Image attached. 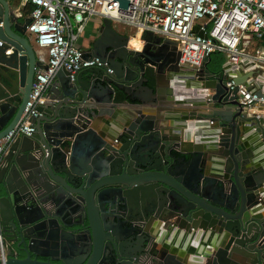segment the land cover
Segmentation results:
<instances>
[{
	"label": "water",
	"instance_id": "95a60500",
	"mask_svg": "<svg viewBox=\"0 0 264 264\" xmlns=\"http://www.w3.org/2000/svg\"><path fill=\"white\" fill-rule=\"evenodd\" d=\"M14 8L0 0V138L46 67ZM142 37L130 48L103 18L88 52L108 65L61 68L31 135L0 155V264H264V116L237 93L249 76L212 71L211 55L186 67L177 41Z\"/></svg>",
	"mask_w": 264,
	"mask_h": 264
},
{
	"label": "built area",
	"instance_id": "2783aa9c",
	"mask_svg": "<svg viewBox=\"0 0 264 264\" xmlns=\"http://www.w3.org/2000/svg\"><path fill=\"white\" fill-rule=\"evenodd\" d=\"M128 1L127 6H122L120 0H18L14 13L21 18L31 17L27 34L36 46L45 50L46 58L40 54L39 57L46 67L36 69L32 91L19 121L0 138V155L17 136L31 135L32 118L39 114L37 107L48 101V89L61 68L67 69L74 79L84 67L108 65L79 43L87 24L95 16L101 21L109 18L133 27L134 33L129 34V47L133 49L136 48L130 45L131 39L139 37L143 46L142 36L146 31L177 41L180 64L189 68H199L204 57L217 51L224 54L225 62L234 65L248 60L258 70L260 82L239 83L240 102L250 109L256 104L264 105V94L259 96L253 91L256 85L264 93V51L251 47L253 39L264 36V0ZM235 85L229 78L228 86L234 88ZM6 249L0 215V255L3 258L7 255Z\"/></svg>",
	"mask_w": 264,
	"mask_h": 264
},
{
	"label": "crops",
	"instance_id": "0c3cea01",
	"mask_svg": "<svg viewBox=\"0 0 264 264\" xmlns=\"http://www.w3.org/2000/svg\"><path fill=\"white\" fill-rule=\"evenodd\" d=\"M13 4L14 5L16 4L15 6H17L18 5V0H14ZM25 17H28V15H24V17H22V18H25ZM98 19H99V21L97 23V26H96L93 18L89 21V23L86 26L85 32H84L83 36L81 37V39L79 41L81 47H83V49L86 50V51H88V49L90 48V46H91L92 42L94 41V39L99 35V28L101 26V22L102 21L100 20V18H98ZM255 40L257 41V43L256 42H251V47L253 49H256L257 47H259L260 49H262V51H264V36L261 39H255ZM35 48H36L38 54H40V56H42L43 58H46V52H45V50L43 48H40L39 46H36V44H35ZM240 62L238 63V66H240V67L236 69L237 71H234L233 70L234 66L233 67L231 66V67L226 68L225 72L227 73L228 71H230V72L237 73L238 75H241V76H244V77L249 76V78L247 77L246 80L250 81V83H252L253 81H256V82L259 83L260 82V79H259L260 76H259V74L257 75L256 72H258V70L254 69V64L250 63L248 60H243L242 61L243 62L242 65L240 64ZM44 63H45V61H44ZM174 110H175V113H178L180 115H185V114H187V112L189 110H191V107L190 106H185L183 104H175L174 105ZM121 111H128V109L126 107H123V108H121ZM202 111H207V109H199L198 110L199 113L202 112ZM253 112L258 113V114H262L264 116V105H259V104L254 105L253 107H251L249 113H253ZM145 113L153 114L154 112L147 111ZM95 119H93V122H97V124H98V126H99V128L101 130L104 129V127L107 124L105 119H107V118L106 117H102L101 119H97V120H95ZM168 122L170 123L171 120H168ZM208 130H210V129L209 128H205L203 131H208ZM247 133H249L248 130H247L246 134ZM198 134L199 133H197V135ZM201 137H202V135H201ZM205 138H208V136H206ZM192 143H195V139L192 140ZM177 237H178V235H173L170 240H172V241L175 240L174 242H178V238ZM197 242H198V239L193 244L192 239L190 240L188 238L186 240V242H185V245H186L185 248L187 249L188 245H197Z\"/></svg>",
	"mask_w": 264,
	"mask_h": 264
},
{
	"label": "trees",
	"instance_id": "16d2710c",
	"mask_svg": "<svg viewBox=\"0 0 264 264\" xmlns=\"http://www.w3.org/2000/svg\"><path fill=\"white\" fill-rule=\"evenodd\" d=\"M212 60L209 63V68L214 72H219L223 69L225 63V56L222 52H213L211 54Z\"/></svg>",
	"mask_w": 264,
	"mask_h": 264
},
{
	"label": "rangeland",
	"instance_id": "374dc122",
	"mask_svg": "<svg viewBox=\"0 0 264 264\" xmlns=\"http://www.w3.org/2000/svg\"><path fill=\"white\" fill-rule=\"evenodd\" d=\"M13 2H14V1H13ZM15 5H16V4H15ZM96 8L99 9L100 6L97 5ZM98 18H99L98 16L93 17V20H94L96 26H97V23H98V21H99ZM112 23H113L114 28H115L117 31H119V32H121V33H123V34H128V35H129V34H133V33H134V32H133V31H134V28H133V27L127 26V25H125V24H123V23H119V22H117V21H114V22H112ZM253 42H256V43H257V41H256L255 39H253Z\"/></svg>",
	"mask_w": 264,
	"mask_h": 264
},
{
	"label": "bare ground",
	"instance_id": "6f19581e",
	"mask_svg": "<svg viewBox=\"0 0 264 264\" xmlns=\"http://www.w3.org/2000/svg\"><path fill=\"white\" fill-rule=\"evenodd\" d=\"M130 45L132 46V47H134V48H141L142 47V41L139 39V37H133L132 39H131V43H130Z\"/></svg>",
	"mask_w": 264,
	"mask_h": 264
},
{
	"label": "flooded vegetation",
	"instance_id": "af4514ba",
	"mask_svg": "<svg viewBox=\"0 0 264 264\" xmlns=\"http://www.w3.org/2000/svg\"><path fill=\"white\" fill-rule=\"evenodd\" d=\"M212 60V59H211Z\"/></svg>",
	"mask_w": 264,
	"mask_h": 264
}]
</instances>
